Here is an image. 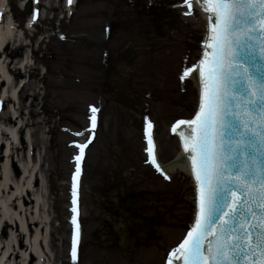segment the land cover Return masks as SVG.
Instances as JSON below:
<instances>
[{
    "label": "rangeland",
    "instance_id": "374dc122",
    "mask_svg": "<svg viewBox=\"0 0 264 264\" xmlns=\"http://www.w3.org/2000/svg\"><path fill=\"white\" fill-rule=\"evenodd\" d=\"M133 1L145 8L154 6L150 12L154 15L163 2H171L172 19L167 22L158 19L152 24L150 14L142 13V6L140 14H135L129 8L131 4L125 6L124 0H78L71 14L64 11L63 0H39L38 21L25 31L29 13L24 8L28 1L5 0L7 14L3 23L7 19L13 21V36L1 57L13 81L5 89L6 96L16 100L0 105V129L12 135L0 136V175L6 162L12 183L17 184L18 193L22 192L21 167L32 156L36 165L33 188L42 194L48 218L47 247L41 248L44 264H71L67 250L69 222L64 219L61 224L57 215L63 218L70 213L65 165L73 164L71 154H76L73 142L80 143L88 136L73 133L87 128L89 106L101 111L97 113L93 144L85 150L81 181L94 182L104 176L111 182L112 171L115 174L121 165L133 163L127 172L130 182L138 174L145 177L143 185L156 188L165 180L144 163L141 139L144 117L154 123L158 157L167 165L179 150V144L175 136L167 135L164 127L174 119L191 116L197 104L193 80L181 85L179 75L180 69L190 66L201 55L204 17L195 6L193 15L186 17L183 0ZM110 22L115 30L109 29V34L106 27ZM162 23L167 27L161 28ZM7 145L11 148L9 157L4 156ZM176 170L179 175L185 173ZM185 176L190 186L184 199L193 208L190 193L194 188L190 177L186 173ZM0 189L3 193L0 201L5 202L13 219L23 221L25 215L28 218L31 195L24 198L25 212H20L13 201L15 190ZM88 207L96 218L107 219L80 187L79 218L88 215ZM0 224V241L6 245L9 235H13L21 248L20 255L27 256L26 240L19 229L3 221ZM19 256L13 263L21 262ZM122 259L121 264H162L161 254H156L150 243L144 248L138 246L133 254ZM30 264H35V260ZM99 264H118L116 253L107 251Z\"/></svg>",
    "mask_w": 264,
    "mask_h": 264
},
{
    "label": "snow or ice",
    "instance_id": "6c2138e0",
    "mask_svg": "<svg viewBox=\"0 0 264 264\" xmlns=\"http://www.w3.org/2000/svg\"><path fill=\"white\" fill-rule=\"evenodd\" d=\"M73 2L66 0L69 7ZM183 6L186 17L193 15L194 6L207 17L202 54L179 75L181 85L198 77V109L170 130L190 165L196 210L166 264H264V0H183ZM38 16V9L32 10L29 28ZM100 111L89 106V127L73 133L89 135L85 143L71 145L78 149L70 190L72 264H77L81 237L82 163ZM143 135L145 163L170 181L159 163L148 116Z\"/></svg>",
    "mask_w": 264,
    "mask_h": 264
},
{
    "label": "water",
    "instance_id": "95a60500",
    "mask_svg": "<svg viewBox=\"0 0 264 264\" xmlns=\"http://www.w3.org/2000/svg\"><path fill=\"white\" fill-rule=\"evenodd\" d=\"M28 9L29 8L27 7V10ZM205 34H206V27L204 28L201 44L205 37ZM201 52H202V48H201ZM199 58H200V55L194 60L193 63H191V65L197 63ZM181 71L182 69H180V72ZM193 83H194L195 90H197L196 85H195L197 84V80L193 79ZM88 115H89V112L86 117L87 128L89 127V124H90ZM189 117L190 116H183L182 119H188ZM174 120L170 121L167 127H164V130L167 133V135H171L170 130H171L172 122ZM87 139H88V136L84 139H81L80 143L81 144L85 143ZM178 153H179V150H177L176 155H172V157L169 158L168 163H171L178 156L180 158L181 153L179 154ZM77 154H78V150L76 149V154H71V157L73 158ZM178 163H182V166L184 168L189 169V166L185 160H183V162L179 161ZM130 167H133V163L121 165L120 168H117L115 174L112 171L111 172V182L105 180L104 176H99L94 182H90V179L88 182H85V179H82L81 187H82L83 192L87 195V197L90 198V200L94 201L95 205L98 206L99 209H101V207L98 204L99 202H97L95 199L94 191L96 190V188H100L101 186L105 188L104 183L106 181L105 183L106 186H111V185H114L115 183L114 188H116L117 184H120V186L124 187V189H128L130 187L131 182H130V178L127 172L128 170H130ZM65 168L68 170V175L66 177L68 180L67 198H68V201L70 202V208H71L70 190H71V177H72L73 171L75 170L74 161L72 165H65ZM168 174L171 176V180L165 181V183H162V186H156V188H150L149 185H143V183L140 185L141 187L140 190H142L141 192H144L143 195L144 194H155V196L159 198L160 197L163 198V197H167L168 193H171L172 196H174V199L176 200L174 204L173 203L171 204V211H172L171 215H167L163 217V220H161V226L160 224L154 225L153 238L151 240H146L147 241L146 245L142 243L139 246L140 248H144V246H148V243L154 245L156 249V254H161L162 264H166V258H167L168 253L174 247H176L186 235L192 223L194 212H195V192L190 193L194 198L193 208H191L187 198L186 200L184 199V195L188 193V187L190 186V183L186 179L185 173H182L181 175H179L176 169H170ZM103 179H104V182H103ZM113 197L114 196H110V198H113ZM161 206H164V205L154 204L153 202L147 203L145 201H142V202L139 201L138 203V209L140 211H143L144 209V215L146 217L152 216L153 213L155 214L158 213L161 215L163 214V211H164V214H166L168 210L164 208H162L161 210L160 209ZM165 206H167V204ZM87 213L88 215L85 218H81V217L79 218V223L84 228V235H82V239L80 243V248L82 249L84 253L83 254L81 253L80 255L81 260L80 262L78 260L77 264H99V262L102 261L104 254L107 253V251L109 250L98 251L97 249H95L92 252L90 251L86 252L87 245H88V237L90 236L91 232L97 228V224L99 221L104 222V220H107V219L106 218H96L94 212H91L89 207L87 209ZM71 216H72V213L70 212L68 215H64L63 218L58 217L57 215V218L61 222V224L64 222V219H67L69 222L70 235H69V239L67 242V250H68V256H69L70 263L72 264V260L70 256V252H71V241H70L71 239L70 238H71V229H72V225L70 224ZM146 226L147 228L152 226L151 222L145 225V228ZM119 244H120L119 245L120 248L116 250L115 253L118 259V264H121L123 260L122 259L123 254L120 251L122 250V247L124 244L121 242ZM126 255L128 256L129 254H126Z\"/></svg>",
    "mask_w": 264,
    "mask_h": 264
},
{
    "label": "bare ground",
    "instance_id": "6f19581e",
    "mask_svg": "<svg viewBox=\"0 0 264 264\" xmlns=\"http://www.w3.org/2000/svg\"><path fill=\"white\" fill-rule=\"evenodd\" d=\"M28 2H33V0H27ZM75 5V0L73 2V5L69 7L66 3V0L64 2L63 8L65 9V12L71 13ZM38 4L33 2V10H37ZM6 6L5 1L0 0V12L3 13V16L0 17V105L4 104L6 101L10 99H15L13 96H6V88H9L13 81L8 76L5 66L3 64L2 60V54L4 53V50L6 49V46L8 44V40L10 37L13 36V23L7 19L6 24L3 23L6 13ZM32 16V14H31ZM31 16L28 19V22L26 24V30H30L31 28L28 27L29 22L31 21ZM193 80V79H192ZM5 86V87H4ZM4 87V88H3ZM16 100V99H15ZM11 135V133L6 132L5 130L2 131L0 129V136L8 138V135ZM12 136V135H11ZM1 139V138H0ZM10 144H14V142H10ZM30 146V145H29ZM32 146V145H31ZM7 149L4 152V156L9 157L11 148L9 146H6ZM27 163L25 166L22 165L21 172H22V178L21 183H23L22 192H19V189L17 187V184L12 183V178L9 174L8 170V164L5 162L2 165V176L0 175V188H4V190H10V188L14 189V198L13 201H16V206L18 210L21 212H25L24 209V198H28V194H30L29 203L30 211L28 214V218L25 220L21 219H13V216L10 214V211L6 207L5 202L0 201V223L5 225H15L19 229V234L22 235V238H25V251H28L27 256L26 255H20V246L17 242V239L13 235H9L7 244L4 245L2 241H0V264H17L13 263V260H15L16 257H18L21 260L19 264H30L32 259L35 260V264H44V255L42 253V245L47 247L46 239H47V224L48 218L46 217V214L44 212L45 203L42 194L36 193V190H34V182L36 181V165L32 162V156H28V160L25 161ZM168 171L170 169H179L182 172L189 173L188 168H184L182 166V163H176L171 168H166ZM13 184V187H12ZM3 195L2 190L0 189V197ZM9 198V200H11ZM8 200V199H7ZM11 202V201H10ZM25 214V213H24ZM1 225V224H0ZM33 225V227H32ZM44 230V235L42 234V229ZM23 245V246H24ZM12 258V259H11Z\"/></svg>",
    "mask_w": 264,
    "mask_h": 264
},
{
    "label": "flooded vegetation",
    "instance_id": "af4514ba",
    "mask_svg": "<svg viewBox=\"0 0 264 264\" xmlns=\"http://www.w3.org/2000/svg\"><path fill=\"white\" fill-rule=\"evenodd\" d=\"M143 181H145V177L137 174L133 177L128 189H124L120 184H117L116 188H114L115 183L114 185L106 186V181L104 183L105 188L102 186L96 188L97 191H94L95 199L99 202L98 204L108 221H99L97 228L91 232L88 252H92L95 249L99 251L100 248L109 250L110 252L114 250L115 252L120 248L119 243L121 242L124 244L120 251L123 256L132 254L138 246L142 243L146 245V240L153 238L154 225L160 224L161 226L163 217L171 215V204L175 202L174 198L171 199V193H168V196L163 198H159L155 194L143 195L144 192L140 190V185ZM110 196L114 197L110 198ZM139 201L164 205L160 209H167L168 212L164 214L163 211L161 215L153 213L152 216L146 217L144 209L143 211L138 209ZM166 204L167 206H165ZM149 222H151L152 226L148 228L146 226L145 228V225L149 224Z\"/></svg>",
    "mask_w": 264,
    "mask_h": 264
}]
</instances>
